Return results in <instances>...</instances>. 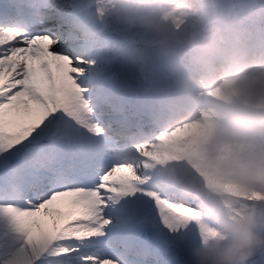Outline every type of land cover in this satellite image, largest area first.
<instances>
[{
  "label": "snow or ice",
  "instance_id": "snow-or-ice-1",
  "mask_svg": "<svg viewBox=\"0 0 264 264\" xmlns=\"http://www.w3.org/2000/svg\"><path fill=\"white\" fill-rule=\"evenodd\" d=\"M96 7L26 15L0 0V264H189L193 238L214 235L159 186V149L128 135L113 82L136 65L119 29L72 30Z\"/></svg>",
  "mask_w": 264,
  "mask_h": 264
},
{
  "label": "clouds",
  "instance_id": "clouds-1",
  "mask_svg": "<svg viewBox=\"0 0 264 264\" xmlns=\"http://www.w3.org/2000/svg\"><path fill=\"white\" fill-rule=\"evenodd\" d=\"M71 0H15L26 15L66 8ZM72 30L81 40L99 28L112 33L114 46L136 66L147 68L155 126L197 110L202 126L203 163L216 172L205 188L196 177L182 180L186 194L199 200L201 213L215 221L220 235L189 249L190 264H260L264 258V203L241 215L223 190L239 183L264 191V0H96ZM247 73L257 87L211 99L221 80ZM261 97L258 102L255 97ZM152 131L129 129L148 139ZM259 257V259H257Z\"/></svg>",
  "mask_w": 264,
  "mask_h": 264
},
{
  "label": "bare ground",
  "instance_id": "bare-ground-1",
  "mask_svg": "<svg viewBox=\"0 0 264 264\" xmlns=\"http://www.w3.org/2000/svg\"><path fill=\"white\" fill-rule=\"evenodd\" d=\"M114 82L115 84L113 83V85L115 89L120 88L128 97H133L137 94L139 95L137 96L138 98L148 99V94L152 93L150 86L152 85V78L147 68L135 66L130 71H125L119 74ZM255 87L257 86L251 83V79L247 73H243L221 80L209 89V93L211 99H217L219 98V95L226 92L240 94L244 91H251ZM255 99L258 102L261 101V97L258 95ZM205 118L206 117L202 112L192 110V112L185 117L165 126L164 131L159 135L160 140L149 141L151 142L152 147L158 148L160 151L161 158L158 161L168 164V167H160L157 164V161L152 162L154 175L163 176L167 179V186H164L163 183H158L159 186L170 191L177 198L194 204L198 209L197 215L199 219L205 224L211 225L212 228L210 229L212 233H215V230L220 233L219 225L201 213L199 200L192 195L186 194L184 191V184L182 183L183 179L196 177L201 181L205 188H209L216 180V172L211 168L206 167L203 163L204 153L202 152L201 144L203 140L202 126L205 122ZM185 126H188L189 128V133L187 135L173 137L172 134L177 128L183 129ZM166 140L169 141V143L167 146H164ZM170 186H174L175 189L178 187V189L171 190ZM222 187L224 192L237 203V210L241 215L245 214V212L251 209L254 205H258L255 200V195H251V191H249L246 186H238L237 183L233 182L224 184ZM259 192L261 193L260 197H264V191ZM234 193L248 194L251 197L245 200L239 198ZM208 238H215V236L208 235L206 239ZM201 240V237L193 238L189 249L202 243ZM257 259H259V257H257Z\"/></svg>",
  "mask_w": 264,
  "mask_h": 264
},
{
  "label": "rangeland",
  "instance_id": "rangeland-1",
  "mask_svg": "<svg viewBox=\"0 0 264 264\" xmlns=\"http://www.w3.org/2000/svg\"><path fill=\"white\" fill-rule=\"evenodd\" d=\"M160 135V134H159ZM159 135L158 136H156L155 135V138H153V141H158V140H160V137H159ZM237 185L238 186H242V184H239V183H237ZM235 194V193H234ZM255 194V200H256V202L258 203V204H260V203H264V197L262 196V197H260V192L259 191H251V195H254ZM236 196H238L239 198H242V199H245V200H247L249 197H251L250 195H248V194H235ZM244 210H246V209H244ZM210 226V228H212L211 227V225H209ZM215 233H214V236L215 237H217V236H219L220 235V233H218V232H216V230L214 231ZM208 239H210V238H208ZM205 240H207V239H204V238H202V240H201V242H204Z\"/></svg>",
  "mask_w": 264,
  "mask_h": 264
}]
</instances>
